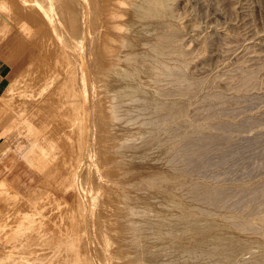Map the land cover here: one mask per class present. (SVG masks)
<instances>
[{"label":"bare ground","instance_id":"bare-ground-1","mask_svg":"<svg viewBox=\"0 0 264 264\" xmlns=\"http://www.w3.org/2000/svg\"><path fill=\"white\" fill-rule=\"evenodd\" d=\"M169 2L0 0V16L4 13L12 19L10 24L2 14L0 27L12 29L16 23L17 28L31 29L35 34L30 39L36 47L32 71L28 73L22 66L16 74L9 72L7 82L2 81L5 70L1 63L0 92H11L19 102L30 103L25 109L16 108L9 130L18 129L24 118L29 119L25 120L34 137L17 144L18 153L35 176L40 179L41 172L46 174L45 180L38 179L34 188L28 186L24 192L22 183L19 190L6 189V182L0 183V259L5 260L1 264H95V260L98 264H264V211L259 212L264 204L263 185L246 193V198L234 201L244 208L245 218L227 213L228 205L213 200L215 194L211 200L205 198L208 192H220L227 186L212 187L207 181L188 175L191 160L206 152L205 147L204 151L200 147L204 142L198 145V141H208L204 145L209 149L215 130L212 132L211 125L205 123L193 125L198 118L192 122V114H186L183 103L181 106L178 101L170 107L162 103L161 97L169 94L164 93V86H169L178 99L186 97L192 86L183 73L181 53L171 45L163 46L166 36L161 29L169 21ZM86 35L93 73L97 76V86L90 84L96 133L91 138L95 146L91 147L90 167L80 176L77 187V173L87 156L89 141V100L83 70ZM233 68V73L229 70L224 76L232 73L233 81L234 76L239 77L235 86L230 87L236 96L230 90L231 95L226 93L227 97L236 98L237 94L241 97L253 89L257 81L251 74L260 67L250 68L253 73L246 67ZM12 76L17 77L16 82L10 80ZM151 79L163 84L156 82L161 87L153 86L156 83ZM210 94L222 97L221 92ZM51 111L59 121H50L56 118L52 119ZM58 132L65 138L64 143L59 141ZM58 167L67 168L65 187L59 186L62 195L54 194L57 188L49 183L57 179L59 173H54ZM68 192L71 203L67 200ZM8 201L13 204L8 206ZM28 201L33 205L32 218L22 217L24 223L10 224L9 213L14 203L19 202L20 207ZM43 211H51L47 213L49 218L44 217ZM89 228L93 253L87 242ZM46 230L50 236L43 238ZM12 234L17 237L10 238ZM12 247L26 251L23 261L10 257L14 253Z\"/></svg>","mask_w":264,"mask_h":264},{"label":"rangeland","instance_id":"rangeland-1","mask_svg":"<svg viewBox=\"0 0 264 264\" xmlns=\"http://www.w3.org/2000/svg\"><path fill=\"white\" fill-rule=\"evenodd\" d=\"M168 5H169V8H166V10L167 12L169 10L168 15L171 18L169 17L168 23L165 24L166 26H163L165 29L164 28L161 29V31L164 33V37L166 36L165 38H163L166 41V42H163L164 43L163 46L165 45L166 47L167 46L170 47L171 45L172 47H174L173 48L174 50L177 49L175 50L176 52L181 53L180 54L182 57L181 59L184 62V64L182 65H185V67L183 66L184 67L183 70H185V72L183 71V73L186 74V76L184 75L186 77V81L187 80H189L190 82L192 81L191 82L192 84H190L192 86H190L191 91H189L188 95L184 97L183 99L182 98L178 99L174 97L176 96L174 91L172 90L173 93H171L169 86H164L166 87L164 88L165 89L164 93L167 95L168 93L166 92L167 91L169 92V94L167 95L168 98L165 97L166 95L164 94L163 97L165 98L161 97V99H164V100L162 101L160 99L159 102L161 103L162 101V103L165 104L166 106L168 104L167 107H170L169 105L174 106L175 103L176 104L179 103L180 105L183 103L184 106H182L183 104L181 106L184 108L183 110L185 112L187 110L186 114H188V116L192 114L190 116L192 117V122L195 118H198L197 120L195 119L197 123L194 121L193 125L195 124L200 125L202 123L203 124L205 123V125L207 126L211 125V127L209 128L211 130L213 128L212 132L215 130L213 132L214 133L213 136L215 138H212L213 136L209 138L210 140L212 138V141H213L211 142L209 140V145L212 143L210 146H213L214 144L215 146L213 147L208 146L209 147L208 149L204 145L208 141L205 142L201 140V141H198V143L197 141H195V143H197L198 145L201 144L200 142H204L200 145V147H201V151L203 150L202 147H205L204 149L206 152H203V153L201 152L199 157H197L198 159L195 158L193 159V161L191 160L190 167L188 169L189 170L188 175H190V177L197 179V180L207 181L212 187L219 188L220 185H222V188L225 186H227L228 188L230 186L231 188H234V187L235 189L237 188L236 190L234 189L235 191H233V189L231 188H229L230 191H227L229 189L225 187V189H223L222 191L221 190L220 192L217 191L218 193L208 192L207 194H205V198L209 197L208 200H211L212 196L215 194V196H213L214 197L213 200H216V201L219 200L220 203L225 202L226 206L228 205L230 206L231 209H233L231 211H227V210H230V208H228L227 206L226 209L227 208L228 209L227 210L225 209L227 213L230 212V213H233L234 215L237 214L236 216L239 215V217L246 218L247 213L245 212L244 208L241 207L240 203H238L237 205V203L235 202L239 199V197H241L240 199H243L242 196L245 197L244 195H247L246 193H250L252 189L258 190V187L260 185H263V188H264V64H263L264 63V0H172V1L170 0ZM2 14L9 20V22L10 20H12L4 13ZM171 14L173 15L174 18H172ZM171 19H172L171 21L172 24L175 21L174 24L176 25V22H177L176 27L175 25L172 26L171 23H170L171 25H169V22ZM13 25H15V27H12V29L9 27L7 28H3V26L0 27V54H1L0 64L2 63L1 69L5 70V73L3 74V76H1V79L2 81H6V82H7V79L12 74H16L19 71L18 69H20L22 66H25V69L27 70L28 73L32 71V63L34 59V53L36 51L35 45L32 44L31 43L32 41L30 40L32 37L35 36L34 32L31 29H25V28L23 29L20 27L17 28L18 24L16 23H13ZM125 30L127 31L125 32L128 34L127 28ZM125 32H123V36H127ZM86 36H87L86 40L84 41L85 53H84V58H83V61H85L86 64L83 62L84 63L83 70H84L85 79L87 82L86 91H87L88 100H89L88 101V115H87V122L89 125L88 126L89 127V141L87 144V156L85 157L77 173V178H76L77 183H78L77 187H79L80 176L82 175L83 172L86 171L87 168L90 167L89 158H90V155L93 154L92 149L95 146V143L93 142V140H91V138H92V135L96 133L95 127H94L95 125L94 124L95 103L92 102L90 84H93L94 82L95 86H97L96 84L97 76L95 75V73H93L94 72L93 61H92L93 59H91L92 56L89 50L91 49V47H90V42H88L89 39H87L88 35ZM23 39L25 40L26 43L23 41ZM22 42L24 43L22 44ZM165 43H167V45ZM173 49L172 51L175 53ZM2 56L6 57L7 60L4 57L2 58ZM181 59L180 61L182 62ZM255 59H257V61ZM20 62H23V63L20 64ZM43 64L45 63L43 62ZM236 65L239 67L242 66L244 69L246 67L247 71L252 70V68L257 70L260 67L258 69V72L253 70L254 72L253 73L252 71H250L251 73H253V74L251 73L250 74L252 76L254 75L253 76V78L255 79L254 81L255 82L257 81L256 82L257 85L255 84L256 86L254 85L253 89H250V91H248L250 94L248 95V92L245 94L246 96L248 95L251 98H249L248 96L243 97L245 95L243 96L240 95L241 97H238L239 94H237L236 98L233 97L234 96L233 94H235V92L232 91V88L235 86L236 81H238L237 79L239 78L236 75V78L234 76V81L232 79L233 78L232 73L234 69L233 67L235 66L236 68ZM92 68L93 70H91ZM229 70L232 71L231 74L228 73L230 77H227L228 74L225 77L224 76L226 74L225 72ZM11 71H14V72L12 73ZM9 72L11 73V75H9L10 74ZM26 77L31 82L30 75L28 74ZM16 78L17 77L12 76L10 80H12L13 82H16L15 81ZM93 78H95V80ZM226 78L229 79V81ZM230 78L232 81H230ZM151 80L153 82L155 81L154 84L156 82L160 84L159 83L160 81L159 82L156 81L158 79L156 80L151 79ZM45 81L46 80L43 79V82ZM152 81H151V84H152ZM189 81H187V83ZM157 83L153 86L157 85L156 87H159L160 85L163 84L162 82H161L162 84L160 85H158ZM151 84L149 85L151 86ZM228 90H230V93L233 96L227 97V95H231L230 93H228L229 92ZM208 92L210 93L212 92V94L214 92L215 93L221 92L222 97H224L226 93L227 95L225 96V98L219 97L220 98L219 99L216 97L215 98L210 97L208 95L210 93ZM223 93H224V96H223ZM246 98L247 99L249 98V99L247 100ZM8 99L9 100L11 99V101L6 103ZM245 99L246 101L244 102ZM28 105H30V103L19 102L18 98L16 99L13 98L11 96V92H5V93L0 92V147H1L0 155L1 153H4L3 155L0 156V180L7 178V181H10V183L7 184L5 188L16 190L19 187H16L15 185L13 187L12 182L15 183L17 181V179L16 178L13 179V177L18 174V176H20L19 186H21V183H22V186H21L22 192H24V189L28 186H30V188H34L36 184L39 183V180H45V177L43 176L46 175L45 173L41 172L40 179L37 176H35V173H33L31 168L28 166V162L25 161L23 157H20V154L18 153L17 144H19L24 139H26V142H27L30 136L34 137V132L30 130L31 129L29 127L30 124H28L27 122L29 119L24 118L22 122L18 124V129L9 130V125L12 122L10 119L14 118L13 116H15L16 114L14 113L16 111V108L20 107L22 109H25L28 107ZM193 108L194 109L196 108L197 111L199 112L202 110L201 112L204 114V116L207 114L208 117L206 116L205 118L204 116H202V113L200 116L199 112L197 113ZM54 109L55 107H52L51 110L55 112ZM58 109L59 107H57L56 110ZM53 111H51V113L50 112L48 113H50V115L55 114L56 112L53 113ZM193 115L195 116L193 117ZM198 115L204 118V120L202 118L199 119ZM56 116L51 115L52 119L55 118ZM54 120L59 121L57 120V117L50 121L52 122ZM244 123L245 124L249 123V124L245 125ZM242 125H245V126H242ZM226 133L227 134L229 133V134L227 135ZM61 134L62 133L58 132V139L60 142L64 143L63 140L65 138H62ZM215 134L218 138L215 136ZM217 134H220V135H217ZM228 136H229V140H228ZM247 137L249 138L247 139ZM252 138L254 139V141H252L253 140ZM225 142L227 143L228 146L226 145ZM214 147L216 150L211 149ZM206 149L208 150V152ZM211 150L213 152H211ZM209 151L211 152L213 156H211ZM205 153H207L208 155H205ZM229 153H231V155ZM220 154H223L225 157ZM209 155L211 156V158H209ZM203 156H205V158H203ZM235 156H237L238 158ZM201 157L203 160L200 159ZM204 160L205 161L207 160V161L204 162ZM52 161L56 162V159ZM207 164L208 165L211 164V165L208 167ZM56 166L58 165L56 164ZM57 169L59 172L55 171ZM55 170H53L55 171V173L53 172L54 174L58 175L57 173H59L58 177L56 176L58 180L54 179L53 182L50 181L49 183L51 184L52 188H57L56 191L53 192L54 194L62 195L60 191L62 188L65 187L64 184L66 182L64 180H66L65 177L67 176L66 174L67 168L66 167L60 168L59 170V167H58ZM212 174L214 175L212 176ZM197 176H200L203 179H200V177H197ZM206 176L208 177L210 176V178L214 177L215 180H213V178L210 179ZM224 181L226 182V184L223 185V183H225ZM213 182L215 183L217 182V183L213 185L212 184ZM229 183L233 184V187ZM59 186L61 187V189ZM247 187H249L250 190L249 188L247 189ZM260 187L262 188V186ZM261 188L259 189L261 190ZM237 190H239L240 194L242 195L237 194L239 193V191L237 192ZM223 192L224 194H222ZM68 193L69 194H67V197H68L67 200H68V203L69 202L71 203L70 201L71 199L69 196L70 192ZM45 195L47 194L45 193ZM224 196H225V199H224ZM261 200H264V197L261 198ZM8 202H10V203H7L8 206H10L9 204H13V201H8ZM262 202L264 203V201H261V204H263ZM31 207H33V205H31L30 201L26 202L24 206L20 205V207H19V202H15L14 206L11 207V211L9 213L10 214V217H9L10 224L14 226L15 224H18V223H24L25 220L24 222L21 221L22 217L31 219L33 216V210H31ZM263 207H264V204L263 206L261 205V207L259 208L260 213L264 211V210H261ZM241 208H243L242 210L244 213L242 212ZM41 213L44 215V217L49 218L50 215H48L47 213H51V211L50 212L43 211ZM242 214L245 216H243ZM88 235L89 236H88L87 242H89L91 253H93L92 243H91V238H90V228L88 229ZM49 236H50V233L46 230L45 234L42 237L45 238ZM14 237H17V236L13 234L10 236V238H14ZM19 237L23 238L24 236L20 235ZM11 250L14 251V253H11L10 257H14L13 259H17L18 261L19 259L17 257H20V260L23 261V259L25 258L24 257L25 256L24 254L26 252L25 250H18L15 247H12ZM4 261H5L4 259H0V264L3 263ZM95 264H98L97 260H95Z\"/></svg>","mask_w":264,"mask_h":264},{"label":"crops","instance_id":"crops-1","mask_svg":"<svg viewBox=\"0 0 264 264\" xmlns=\"http://www.w3.org/2000/svg\"><path fill=\"white\" fill-rule=\"evenodd\" d=\"M0 148H1V147H0ZM3 154H4V153H1V155H3ZM1 155H0V156H1ZM15 178L17 179V181H16L15 183L12 182V186L14 187V185H15L16 187H19V185H20V183H19V178H20V176H18V174H17V175H15V176L13 177V179H15ZM1 182H3V183L6 182V185L10 183V181H7V178H4L3 180H0V183H1ZM6 185H5V186H6Z\"/></svg>","mask_w":264,"mask_h":264}]
</instances>
